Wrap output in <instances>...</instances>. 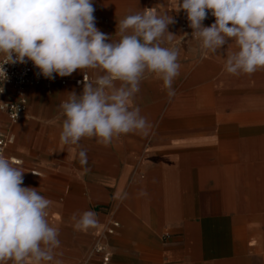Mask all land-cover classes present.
Masks as SVG:
<instances>
[{
	"label": "crops",
	"instance_id": "obj_1",
	"mask_svg": "<svg viewBox=\"0 0 264 264\" xmlns=\"http://www.w3.org/2000/svg\"><path fill=\"white\" fill-rule=\"evenodd\" d=\"M93 6L96 27L113 41L129 14L172 15L168 30L175 37L163 46L178 50L181 68L172 97L154 74L141 82L134 105L152 125L149 135L124 134L110 144L81 139L87 173L73 146L60 143L58 105L67 93L82 92L74 78L94 79L98 69L75 71L65 87L55 79L27 88V113L14 126L0 112V130L13 138L4 155L25 171L23 186L54 202L47 219L59 229L56 259L98 264L92 246L113 219L119 227L106 239L110 264H264V126L237 119L264 114V69L228 74L225 60L236 45L203 54L201 42L183 29L189 22L176 0H93ZM11 98L8 92L0 102ZM127 177L136 179L124 187ZM89 210L97 226L74 230L72 215Z\"/></svg>",
	"mask_w": 264,
	"mask_h": 264
},
{
	"label": "clouds",
	"instance_id": "obj_2",
	"mask_svg": "<svg viewBox=\"0 0 264 264\" xmlns=\"http://www.w3.org/2000/svg\"><path fill=\"white\" fill-rule=\"evenodd\" d=\"M93 0H0V79H8L6 64L31 61L49 80L68 77L82 69L99 70L94 79L86 73L82 92L67 93L58 105L62 118L60 143L73 146L83 172L87 151L82 138L110 144L129 133L149 135L152 125L134 105L146 74L163 81L172 97L180 74L179 52L170 43L172 15L144 9L129 14L110 36L96 27ZM201 42L203 54L225 45L237 50L227 54L224 70L231 75H252L264 69V0H176ZM215 22L204 26L208 13ZM55 74V75H54ZM25 171L0 154V264H63L56 259L59 229L47 217L53 201L36 188L23 186ZM74 230L87 231L98 224L91 210L74 213Z\"/></svg>",
	"mask_w": 264,
	"mask_h": 264
},
{
	"label": "built area",
	"instance_id": "obj_3",
	"mask_svg": "<svg viewBox=\"0 0 264 264\" xmlns=\"http://www.w3.org/2000/svg\"><path fill=\"white\" fill-rule=\"evenodd\" d=\"M215 22V17L208 13L207 19L203 21L204 26H210ZM183 29L192 36V29L189 25L184 24ZM3 61V55L0 54V62ZM8 79L3 82L0 79V98L6 93L10 92L11 100L0 102V112H2L10 126L17 124L27 113V96L26 89L40 84H45L47 87L56 79L61 87L68 84V78H55L49 80L39 74V69L35 68L31 61L25 64H6L4 65ZM55 75V74H54ZM88 76V75H87ZM89 79H91L88 76ZM84 81V74L79 78L73 79V84L76 87H82ZM12 135L8 131L0 130V154H5L6 148L12 143ZM17 162H15L16 164ZM119 227L118 222L111 219L105 227L103 233L96 239L92 246V254L98 257V264H110L111 255L108 249L106 239L113 236Z\"/></svg>",
	"mask_w": 264,
	"mask_h": 264
},
{
	"label": "rangeland",
	"instance_id": "obj_4",
	"mask_svg": "<svg viewBox=\"0 0 264 264\" xmlns=\"http://www.w3.org/2000/svg\"><path fill=\"white\" fill-rule=\"evenodd\" d=\"M263 84V87H264V82H262ZM264 92V90H263ZM262 99L264 100V94H262ZM237 119H241L243 121H247L248 123H251V122H254L256 120H258V122L262 123L263 126H264V114H261V113H249V112H244V113H241V114H238L237 115ZM263 132H264V129H263ZM244 146V145H243ZM260 149H262L264 151V144L261 145ZM136 178L134 177H127V178H122V183L124 185V187L126 185H129L131 181H134ZM262 196V198L264 199V192L260 194ZM111 208L114 210V211H119V204L117 205L115 202H112L111 200V203L110 205ZM119 220V218H117Z\"/></svg>",
	"mask_w": 264,
	"mask_h": 264
}]
</instances>
